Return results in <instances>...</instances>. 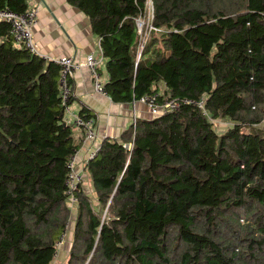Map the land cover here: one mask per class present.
<instances>
[{
    "label": "trees",
    "instance_id": "obj_1",
    "mask_svg": "<svg viewBox=\"0 0 264 264\" xmlns=\"http://www.w3.org/2000/svg\"><path fill=\"white\" fill-rule=\"evenodd\" d=\"M68 2L99 37L113 103H191L101 141L73 193L66 264H264V0H151L160 32L137 63L147 0ZM60 77L0 23V264H52L72 222L65 182L80 144L65 121L73 82L65 101Z\"/></svg>",
    "mask_w": 264,
    "mask_h": 264
},
{
    "label": "crops",
    "instance_id": "obj_2",
    "mask_svg": "<svg viewBox=\"0 0 264 264\" xmlns=\"http://www.w3.org/2000/svg\"><path fill=\"white\" fill-rule=\"evenodd\" d=\"M28 8L37 11V23L32 35L39 54L50 59L72 58L75 62L85 63L88 55L99 62L102 84L106 81L105 59L101 56L99 37L91 29L89 19L68 0H26ZM74 100L65 113V121L71 124L72 117L79 115L84 106L94 117L98 141L104 138L120 141L131 126L133 116L136 120L151 116L142 104H115L107 96L97 93L93 87L90 72L81 67L72 77ZM160 91L164 86H159ZM76 142L80 148L75 154V164L85 175L83 164L86 161L91 144L84 140L82 131L74 129ZM88 184L86 188H88Z\"/></svg>",
    "mask_w": 264,
    "mask_h": 264
},
{
    "label": "built area",
    "instance_id": "obj_3",
    "mask_svg": "<svg viewBox=\"0 0 264 264\" xmlns=\"http://www.w3.org/2000/svg\"><path fill=\"white\" fill-rule=\"evenodd\" d=\"M147 1L148 2L144 11V15L135 19V26L138 36V47L135 58L136 63L139 62L144 47L151 34L160 32V30L153 25L154 13L152 2L151 0ZM1 22L6 23L10 27V34L14 47L23 48L32 55H36L44 59L45 61H53L61 66L60 87L62 91L63 100L66 101L70 96V89L67 86L68 79L71 78L73 73H75L81 67H85L89 70L95 91L103 96H107L105 91L103 90V84L101 81L100 74L98 72L99 62L94 58V56L88 55L86 57L85 63L82 66L81 64L75 62L72 58L50 59L38 53L32 35L33 26H35L37 23V11L34 8H27L24 13L20 14L12 12L11 10L6 8L0 9V23ZM157 98L158 95L144 96L138 101L132 102V104H142L147 108L148 113L151 116H154L158 114L159 111L173 112L177 110L181 102L187 104L191 103L188 100L179 101L178 99H165L162 102H159ZM197 107L203 110V103L199 102L197 104ZM68 108L69 107H67L66 112L68 111ZM135 124L136 117L133 116L131 120V126L133 125L135 127ZM70 125L73 126L74 129L82 131L84 134V140L91 144L86 161L83 164L84 168L89 160H92L97 156L98 151L100 149V143H97L98 133L96 124L95 121L92 119H86L80 117L79 115H75L72 117ZM127 147L129 148L130 146ZM67 168L69 170V174L65 182L67 187L66 194L68 196V203L75 206L77 201L73 193L77 188V185L83 182L82 171L76 168L75 156H73L68 162ZM66 236L67 230H65L61 234L59 240L57 241V248L63 245Z\"/></svg>",
    "mask_w": 264,
    "mask_h": 264
},
{
    "label": "rangeland",
    "instance_id": "obj_4",
    "mask_svg": "<svg viewBox=\"0 0 264 264\" xmlns=\"http://www.w3.org/2000/svg\"><path fill=\"white\" fill-rule=\"evenodd\" d=\"M220 128H223L225 127L226 125H224V123H220L219 124ZM68 207L71 209V213L73 215L72 217V222L70 224H68V228H67V236L65 238V241L63 242V245L59 248H57V252L55 254V257H54V261L52 264H66V261H67V257H68V251L70 249V245H71V241H72V225H73V221H74V215L76 213V211L74 210L75 209V206L68 203Z\"/></svg>",
    "mask_w": 264,
    "mask_h": 264
},
{
    "label": "water",
    "instance_id": "obj_5",
    "mask_svg": "<svg viewBox=\"0 0 264 264\" xmlns=\"http://www.w3.org/2000/svg\"><path fill=\"white\" fill-rule=\"evenodd\" d=\"M151 117V116H148V118Z\"/></svg>",
    "mask_w": 264,
    "mask_h": 264
}]
</instances>
